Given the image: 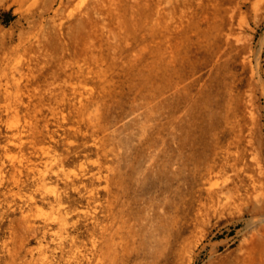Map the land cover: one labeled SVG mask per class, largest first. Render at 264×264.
I'll use <instances>...</instances> for the list:
<instances>
[{
    "label": "rangeland",
    "instance_id": "374dc122",
    "mask_svg": "<svg viewBox=\"0 0 264 264\" xmlns=\"http://www.w3.org/2000/svg\"><path fill=\"white\" fill-rule=\"evenodd\" d=\"M263 40L264 0H0V264H41L44 255L75 264L73 253L93 264L92 219L104 220L93 207L107 204L104 175L120 173L130 186L150 173L156 150L186 178L172 212L173 264H264ZM146 107L154 109L155 147L137 142ZM80 108L115 121L119 156L86 141ZM78 124L82 131L68 140ZM68 141L67 162L50 170ZM198 152L236 163L228 193L192 183L188 159ZM31 161L48 169L43 188ZM96 161L106 168L88 203L55 171L90 184ZM56 192L66 199L65 241L50 201Z\"/></svg>",
    "mask_w": 264,
    "mask_h": 264
},
{
    "label": "bare ground",
    "instance_id": "6f19581e",
    "mask_svg": "<svg viewBox=\"0 0 264 264\" xmlns=\"http://www.w3.org/2000/svg\"><path fill=\"white\" fill-rule=\"evenodd\" d=\"M84 112L85 111L83 108L78 109L77 112V116L81 117L82 121L84 122L83 126L85 127L86 137L84 135L83 136L86 141L91 140L92 144L97 146V153H99L100 151L103 154H113V152L117 151L116 149H120L122 147L123 142L120 137L121 131L113 128V126L115 125V121L110 120L109 115L99 112L95 114L88 113V115H86L87 113L85 114ZM152 113H154V109L152 107H146L144 121L139 125V136L138 139H136L140 144L144 142L147 143V145H149L150 147H155L156 144H154V142L152 141V135L148 132L149 128L152 129L154 126V124L148 123L149 121H152L154 119L152 118ZM82 129L83 127L78 124L74 127L73 131H68L66 133L68 140L70 138H74L75 135L78 134V132L82 131ZM66 146L68 151L65 153V156H63L62 158H59L56 155L50 157L51 159L49 161L52 162V164H49L51 165L49 168L50 170L54 165L62 168L63 165L67 162V155L69 153V149L72 146V142L68 141ZM41 152L45 154L49 153L44 149H42ZM160 152L161 151L158 150L154 152V154L150 158L149 167L145 168L146 170L150 171V173H138L137 176L134 177V182L132 181V185L130 186L128 185V183H125V181L127 180L126 176L124 178L120 173L117 175L114 173L115 175H112V177L110 178V176L108 175L109 172H107V175L105 174L103 177L101 172L102 169L106 167L101 161H96L98 165V171L89 174V176L92 178L90 184L86 183L87 181L84 182L81 179H78L80 177H76V175L78 174H70L71 171H69V173H66L64 172V170H60V168L58 171H55V173L57 172L56 176L61 177V179L64 180V183L67 184L68 187L69 185H71L74 191L83 192L84 194H86L85 196L88 203L90 202V200L95 199L96 189L93 187V180H100L101 177H103V179L105 178V182L108 183L106 185L107 198L105 199L107 200V204H105L101 208L97 207L96 205L95 209L93 207L94 212L101 211L104 213V220L101 219L102 221H100L95 215L92 219L93 226L90 233L92 235L91 245L94 254L93 264H100V262H102L100 259L102 246L104 247V251L102 253L108 260L107 264H173L170 240L172 225L171 222L173 218L172 212L179 204H176L174 200L177 195L180 198V202H183L184 198L181 196V193L179 191V182L182 180V178H184L183 180H185L186 178L181 177L182 166L177 167L175 165V167H173L174 162L171 161L170 156L165 155L166 158L164 162H159L161 154ZM116 154L119 156V151H117L114 155L116 156ZM188 161H190L189 164H191V167L189 166L188 168V175L190 176L191 180H193L192 183H208L211 190L219 187L220 191H223L224 189L227 190V193L230 191L231 188L228 186V184L232 182L234 178L228 174V171L231 170L233 174V172L236 170V163H230L228 158H225L224 161L217 162L214 158H209L207 157V155L204 156L203 152L194 153L192 157L188 159ZM36 166V163L31 161V165L29 167L30 173H32L33 177H35L36 172H38L39 184L37 186L43 188L48 169L45 172V170H41L40 168L39 170L36 169ZM216 177L222 178L221 182H217L219 180L218 178L216 179L217 181L212 182V179ZM111 181L114 185L113 187H109ZM129 188L131 189L132 195H129ZM248 188L245 187V196L246 199L250 200ZM30 199H33V196ZM50 201H53L52 203H50L52 204V207H55V209L57 210L56 212H58L57 222L59 223V227L61 228V233L59 235L57 233V235L59 236L60 240H64L65 237L63 235H65V233L62 234V232L66 228L64 226L67 225L66 223L68 221L65 217L67 212H62V209L65 208L62 205L63 202L66 201V199L62 195V192H56L53 196V200ZM66 205L67 204H65V206ZM54 217H56V215H54ZM53 220L55 221V218ZM161 232H168L166 239L163 240L159 237ZM68 234L69 233H67L66 235ZM71 243L72 244H70V247L75 244L74 241ZM79 251L81 252V250ZM69 252L73 253L72 250H69ZM66 254L68 253L66 252ZM47 256L44 255L43 257H40L41 264H51V261L48 260ZM70 258H72L73 261L76 262L75 264H80L79 259H77L78 257L75 256L74 253ZM90 259L92 260V258ZM91 260L87 262L89 264H92ZM209 264L213 263L209 262Z\"/></svg>",
    "mask_w": 264,
    "mask_h": 264
}]
</instances>
